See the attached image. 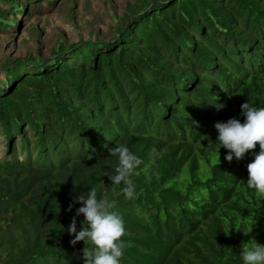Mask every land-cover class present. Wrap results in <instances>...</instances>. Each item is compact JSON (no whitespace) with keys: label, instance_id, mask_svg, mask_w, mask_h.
<instances>
[{"label":"trees","instance_id":"1","mask_svg":"<svg viewBox=\"0 0 264 264\" xmlns=\"http://www.w3.org/2000/svg\"><path fill=\"white\" fill-rule=\"evenodd\" d=\"M53 1L0 0V31ZM122 22L111 40L6 62L0 264H84L67 229L84 226L74 200L93 187L124 220L121 264H243L245 244L264 245L246 184L259 145L229 163L214 128L264 107V0H137ZM119 145L143 161L134 199L105 176Z\"/></svg>","mask_w":264,"mask_h":264},{"label":"clouds","instance_id":"2","mask_svg":"<svg viewBox=\"0 0 264 264\" xmlns=\"http://www.w3.org/2000/svg\"><path fill=\"white\" fill-rule=\"evenodd\" d=\"M215 107L219 111L225 105L216 104ZM241 114L245 117L244 123L232 118L214 124L218 133L215 143L219 145V150H227L225 160L229 163L234 157L241 160L259 145V153L247 165L246 184L258 199L264 200V107L244 103ZM109 151L111 156L118 157V164L114 174L106 172L105 176L114 185L113 191L123 185L121 194L127 199H134L136 191L131 177L143 161L126 145L115 146ZM74 203L82 205L77 209L76 216H83L84 226L77 231L76 217H73L67 231L75 237L71 241L73 246L80 241L85 242L82 250L84 264H121L124 250L129 245L123 240L127 235L124 220L114 211L116 202L107 196H98L97 188L93 187L87 193L79 194ZM72 206L69 205V211ZM241 255L243 264H264V245L252 239L243 246Z\"/></svg>","mask_w":264,"mask_h":264},{"label":"rangeland","instance_id":"3","mask_svg":"<svg viewBox=\"0 0 264 264\" xmlns=\"http://www.w3.org/2000/svg\"><path fill=\"white\" fill-rule=\"evenodd\" d=\"M137 0H54L33 6L27 16L17 17L16 27L0 31V79L10 59L52 56L57 45L89 40H111L123 23L128 4ZM1 6H4L0 2ZM0 137V155L5 152Z\"/></svg>","mask_w":264,"mask_h":264}]
</instances>
